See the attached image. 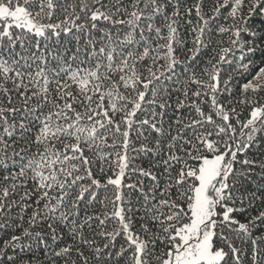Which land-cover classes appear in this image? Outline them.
I'll return each mask as SVG.
<instances>
[{
    "label": "snow or ice",
    "instance_id": "snow-or-ice-1",
    "mask_svg": "<svg viewBox=\"0 0 264 264\" xmlns=\"http://www.w3.org/2000/svg\"><path fill=\"white\" fill-rule=\"evenodd\" d=\"M0 264H264V0H0Z\"/></svg>",
    "mask_w": 264,
    "mask_h": 264
}]
</instances>
